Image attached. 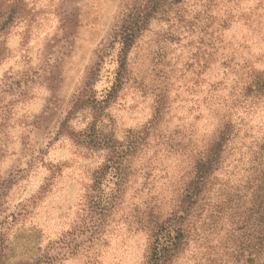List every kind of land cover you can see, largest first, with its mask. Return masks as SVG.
Instances as JSON below:
<instances>
[{"label":"rangeland","instance_id":"obj_1","mask_svg":"<svg viewBox=\"0 0 264 264\" xmlns=\"http://www.w3.org/2000/svg\"><path fill=\"white\" fill-rule=\"evenodd\" d=\"M261 81L264 0H0V264H153L175 214L168 264H248Z\"/></svg>","mask_w":264,"mask_h":264},{"label":"trees","instance_id":"obj_2","mask_svg":"<svg viewBox=\"0 0 264 264\" xmlns=\"http://www.w3.org/2000/svg\"><path fill=\"white\" fill-rule=\"evenodd\" d=\"M147 21V18L142 20ZM258 93L264 92V81L258 85ZM229 132L227 128L221 132L219 140L214 143L209 153L204 159L197 163L195 168V178L191 180L189 188L184 195L186 204L183 214L191 212L199 205L204 193L207 191V185L219 165L220 157L223 152L224 142L228 139ZM264 148V147H263ZM264 149L256 155L254 164L251 167L252 174L249 178L247 189L251 192L248 203L242 205L243 210L234 214L242 217L243 224L239 231L241 232L238 241V251L236 260L246 257L248 264H264ZM177 214L171 215L162 222L153 236L151 245L150 260L153 264H168L172 262L173 257L185 244V234L187 228L177 221ZM183 219V218H182Z\"/></svg>","mask_w":264,"mask_h":264}]
</instances>
